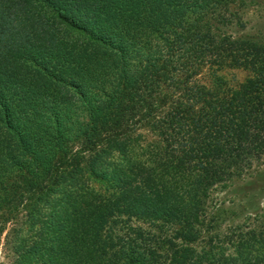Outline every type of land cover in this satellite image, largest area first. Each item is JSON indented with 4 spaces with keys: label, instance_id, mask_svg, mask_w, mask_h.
Here are the masks:
<instances>
[{
    "label": "trees",
    "instance_id": "trees-1",
    "mask_svg": "<svg viewBox=\"0 0 264 264\" xmlns=\"http://www.w3.org/2000/svg\"><path fill=\"white\" fill-rule=\"evenodd\" d=\"M229 3L0 0V133L42 172L27 192L66 200L52 246L13 226L14 253L40 251L35 264H264V230L245 240L228 228L223 242L209 232L220 209L205 210L264 155V44L203 25ZM226 66L251 74L229 86ZM35 128L54 142L32 148ZM70 139L85 149L67 158ZM85 152L103 190L61 189Z\"/></svg>",
    "mask_w": 264,
    "mask_h": 264
},
{
    "label": "rangeland",
    "instance_id": "rangeland-1",
    "mask_svg": "<svg viewBox=\"0 0 264 264\" xmlns=\"http://www.w3.org/2000/svg\"><path fill=\"white\" fill-rule=\"evenodd\" d=\"M229 2L228 11H225L226 18L217 16L220 13L216 11V13L214 12L215 18H205L203 25L206 26L207 21L212 22L211 30L220 36L226 35L232 40L247 38L264 44V0H229ZM200 28L202 31H206V27L202 28V24H200ZM198 72L196 76L202 82L205 84L212 82L209 66L201 64L198 67ZM221 73L229 86H235L249 76L251 71L241 67L226 66L221 70ZM72 100L74 102L82 101L75 96ZM80 107L81 105L77 107V112ZM2 130L3 128H0V131ZM34 132L36 133L31 135L33 140H27L28 145L33 146L32 148L41 150L42 144L54 142L49 136L45 137L44 133L38 132L37 128ZM143 133L145 138L152 137L151 132L147 130H143ZM68 142L71 143L68 145L67 158L71 157L75 151L85 149L78 141L70 139ZM65 151H67V147ZM87 155V152L81 154L85 158L80 162L82 166L80 171L76 170L79 174L78 180L77 177L67 179L61 189L70 190V187H67L69 184L67 182H70L73 186L71 188H80L83 184L85 187L88 184L103 190L104 186L89 173L91 167ZM107 155L109 159L113 160L120 158V154L116 150ZM57 164L56 166H59ZM92 165L96 170H99L98 160H94ZM103 167L106 168V165ZM107 168L111 167L107 166ZM91 169L95 173L94 169ZM41 174L42 172L40 173L38 168L33 167L31 161L20 154V149L16 146V139L8 138L4 133H0V231L4 229L0 233V264H35L37 255L42 254L40 251L29 252L26 255L14 253L11 245L7 242L11 235L10 229L13 226L16 228L22 226L23 238H28L29 235L40 238V243L44 244L45 248L52 246L50 244L59 236L57 216L60 213L61 216L64 214L61 209L63 210L66 204L60 191L55 189L50 195L56 198V201L53 199V205L51 201H47L48 195L40 194V196L37 190L35 193L27 192L32 181L35 182L37 176ZM9 208L12 209L13 214L10 217L7 214ZM216 208H219L220 211L215 222L209 223L211 224L209 232L211 236H217L223 242L226 239L224 236L228 228L235 230V233H241V237L245 240L254 239L258 231L264 230V155L247 173H243L241 176L235 175L225 184L224 188L217 187L213 191L212 201H207L205 205L206 217L208 218L210 211ZM32 219H35V224L29 230L28 226ZM132 223L142 224L135 220ZM231 233L229 231L227 237H231ZM29 242L31 243V241ZM249 250L251 249L249 248ZM231 251L232 248L228 247L226 253Z\"/></svg>",
    "mask_w": 264,
    "mask_h": 264
}]
</instances>
